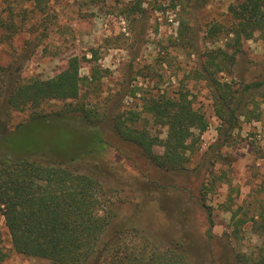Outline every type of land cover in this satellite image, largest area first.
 <instances>
[{
	"label": "rangeland",
	"instance_id": "obj_1",
	"mask_svg": "<svg viewBox=\"0 0 264 264\" xmlns=\"http://www.w3.org/2000/svg\"><path fill=\"white\" fill-rule=\"evenodd\" d=\"M239 1L207 0L203 5L198 0L203 7L195 10L186 0H141L144 12L128 19L123 11L129 0H49L43 11L32 0H0V154L13 159L41 153L61 160L76 157L74 166L80 173L100 178L108 195L106 211L118 212L108 232L131 227L124 222L137 215L138 225L156 240L187 236L197 251L194 264H226V245L256 261L264 253V105L259 121L241 120L215 158L209 148L217 140L219 122L210 93L200 82H190L188 88V81L180 84L197 67L198 58L177 41L180 21L196 24L202 38ZM208 47L201 44L200 51ZM241 50L234 72L219 75L221 81L236 82L239 73L248 81L264 77V41L255 36ZM73 57L79 60L80 77L87 78L92 70L100 76L98 82L82 84L77 100H52L21 111L4 105L2 81L26 84L53 79ZM181 87L190 92L193 109L204 114L209 126L195 145L188 172L177 177L160 172L121 145L106 126L111 113L141 112L144 98L163 92L173 97ZM33 115L46 118L33 121ZM141 118L153 134L165 138L164 128L153 126L145 114ZM97 133L108 143L98 154L91 153L90 145ZM80 152L87 154L79 158ZM209 211L212 240L206 235ZM235 211L236 219L245 222L236 239L229 235ZM0 259V264H50L12 250L1 214Z\"/></svg>",
	"mask_w": 264,
	"mask_h": 264
},
{
	"label": "trees",
	"instance_id": "obj_2",
	"mask_svg": "<svg viewBox=\"0 0 264 264\" xmlns=\"http://www.w3.org/2000/svg\"><path fill=\"white\" fill-rule=\"evenodd\" d=\"M32 1L43 11L49 0ZM190 1L186 0V4L195 10L207 2L201 0L203 5L200 6L198 0L192 5ZM143 12L141 0H129L123 16L132 19ZM199 33L196 24L191 26L189 20L180 21L177 41L198 58L197 67L185 75L180 84L188 81V88L190 82H200L208 89L212 111L219 122L217 140L209 151L218 158L220 150L239 129L241 120L260 119L264 77L248 81L245 74L239 73L235 76L236 82H225L218 76L234 72L245 42L255 36L264 41V0H240L229 7L223 22L212 23L202 38ZM201 44H209V47L201 52ZM79 64L77 57L69 59L66 69L47 81L32 80L26 84L2 81L6 84L4 105L8 110L21 111L28 107L37 109L52 100H77L82 84L90 85L100 78L98 70H92L87 78L80 77ZM187 91L181 87L173 97L163 92L144 98L141 112L111 113L106 128L121 145L139 153L160 172L184 176L188 172L186 165L196 151L195 145L209 126L204 114L193 109ZM141 114L149 117L153 126L166 130L164 139L143 124L145 119ZM45 118L33 115L32 120ZM107 144L98 133L92 135L91 153H100ZM86 154L80 152L78 157ZM208 157L206 154L205 158ZM75 160L76 157L61 160L43 153L18 159L0 154V214L16 254L47 260L50 264H194L197 251L187 236L170 235L165 238L168 241L156 240L151 231L138 225L137 215L124 222L131 227L108 232L110 221L113 217L118 219V212L112 208L106 211L108 195L100 178L80 173L74 166ZM202 207L205 206L202 204ZM206 216V235L212 240L211 212H206ZM236 217L235 211L229 224V235L235 239L245 223ZM135 234L144 236L135 241ZM223 249L226 264H264V253L253 261L235 253L230 245Z\"/></svg>",
	"mask_w": 264,
	"mask_h": 264
}]
</instances>
